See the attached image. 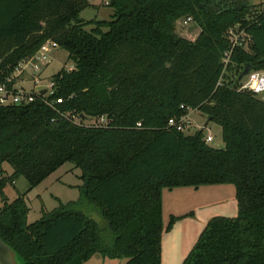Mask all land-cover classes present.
I'll use <instances>...</instances> for the list:
<instances>
[{
    "label": "trees",
    "instance_id": "1",
    "mask_svg": "<svg viewBox=\"0 0 264 264\" xmlns=\"http://www.w3.org/2000/svg\"><path fill=\"white\" fill-rule=\"evenodd\" d=\"M107 3L111 18L85 20L88 0H0V83L48 39L73 62L51 75L52 92L0 104V237L21 264H82L96 252L160 264L162 233L177 218L163 222V188L232 183L237 214L212 216L182 264H264V92L238 89L237 80L245 66L264 70V8L246 0ZM187 16L200 29L194 39L175 31ZM230 28L250 41L224 63ZM190 109L220 124L223 148L205 141L203 127L189 134L167 124ZM65 161L81 169L79 198L28 222L25 192L8 200L5 184L22 175L31 189ZM79 200L98 208L105 235L73 208Z\"/></svg>",
    "mask_w": 264,
    "mask_h": 264
},
{
    "label": "rangeland",
    "instance_id": "2",
    "mask_svg": "<svg viewBox=\"0 0 264 264\" xmlns=\"http://www.w3.org/2000/svg\"><path fill=\"white\" fill-rule=\"evenodd\" d=\"M89 5L84 7L80 15L85 20L90 18L109 19L112 16L113 8L105 1L109 0H88ZM249 3L256 4V7L264 8V0H246ZM89 28V25H85ZM175 31L183 36L194 37L198 32V26L194 22H189L183 27L179 23L175 26ZM49 62L46 63L36 77L38 81L35 83L33 78L28 76L23 82L26 90L38 89L46 87L50 83L51 75L61 67L71 68L73 62L68 58V52L59 46L51 47L49 50ZM261 96V95H260ZM76 121L78 119L74 118ZM190 121L189 126H185L184 133H194L201 128L203 123L207 120V115L198 109H190L187 115ZM87 124L102 123L101 118H87L84 120ZM205 134H211L212 140L208 143L212 146H219L222 143L221 126L213 120H209L203 126ZM6 169V174L12 171L11 166L3 163ZM81 169L72 161H65L57 169L51 172L41 182L31 189H28V182L24 176L17 177L13 183L7 182L3 188L5 197L12 200L19 193L25 192V200L29 207L27 214V221L32 222L38 219L43 211H50L58 207L60 202H67L69 200H77L80 196L79 186L82 185ZM235 187L232 183H215V184H201L195 188L194 186H176L171 189L163 188L162 192V217L163 222L167 223L170 214H177L183 211L194 209L198 205H210V210H219L221 215L233 216L237 214V200L234 196ZM3 203V197L0 194V206ZM231 207L235 208V213H230ZM74 209L81 210L87 215L95 218L101 226L102 234L105 235L108 231L106 221L102 218L98 208L91 203L81 201L77 202ZM213 214V213H212ZM90 260L85 264H97L101 257L99 252L94 253ZM124 261V259H119ZM108 261L109 264L114 263Z\"/></svg>",
    "mask_w": 264,
    "mask_h": 264
},
{
    "label": "built area",
    "instance_id": "3",
    "mask_svg": "<svg viewBox=\"0 0 264 264\" xmlns=\"http://www.w3.org/2000/svg\"><path fill=\"white\" fill-rule=\"evenodd\" d=\"M107 3V1H105ZM191 21V17L187 16L182 18L183 24H187ZM228 38L230 41L229 48L224 52L223 61L227 63L229 56L233 47L237 44L243 45L244 48L248 47L250 41V35H248L243 29L236 30L230 28L228 31ZM58 46L54 40H46L31 56L25 57L15 66L12 73L7 77L6 81L0 83V104L8 103H21L28 102L34 98V94L39 92L38 89L26 90L23 85H19L16 81H24L28 76H24L26 73L31 76L36 83L39 79L36 75L41 72V69L46 63L49 62V50L51 47ZM15 79V82L9 86L8 81ZM238 89H248L253 91L256 94L261 95L264 92V70L261 69H251L239 82ZM52 92V82L50 81L49 85L46 88L45 93ZM57 102L62 101L60 97L56 99ZM187 114L181 115L179 118L171 117L169 118L167 124L169 126H174L178 130H184L185 126L190 125V121L187 119ZM101 121L104 122L105 118L100 117ZM204 139L206 142L212 140L211 134H205Z\"/></svg>",
    "mask_w": 264,
    "mask_h": 264
},
{
    "label": "crops",
    "instance_id": "4",
    "mask_svg": "<svg viewBox=\"0 0 264 264\" xmlns=\"http://www.w3.org/2000/svg\"><path fill=\"white\" fill-rule=\"evenodd\" d=\"M199 30L200 29L198 28V32ZM195 36L188 38L194 39ZM16 83L19 85H23V82L21 81L18 82V80L16 81ZM234 196H235V191H234ZM209 206L210 205L201 204L195 206L194 209H191L189 211H183L177 214L172 213V215L177 216V218L173 221L171 227L167 230H164L162 233L160 264H182L184 257L187 255V253L193 246L200 231L205 226L207 221L214 215H221L219 210H214V209L210 210ZM236 209L238 211V206ZM234 210L235 208L231 207L230 213H235ZM91 258L92 257L85 260L82 264H85ZM119 259L120 258H112L101 254L100 259L96 263L109 264L108 261L110 262V260L111 262L113 260H118V261H114V263L112 264H121L122 260Z\"/></svg>",
    "mask_w": 264,
    "mask_h": 264
},
{
    "label": "water",
    "instance_id": "5",
    "mask_svg": "<svg viewBox=\"0 0 264 264\" xmlns=\"http://www.w3.org/2000/svg\"><path fill=\"white\" fill-rule=\"evenodd\" d=\"M251 70L250 67L245 66L241 73L238 75L237 80L242 79L243 76H245L249 71ZM40 93L46 92V87L39 89ZM210 120V117H207V120L203 123L202 127L207 124V122ZM220 148H223V142L219 145ZM0 264H21L17 253L15 250L0 237Z\"/></svg>",
    "mask_w": 264,
    "mask_h": 264
}]
</instances>
